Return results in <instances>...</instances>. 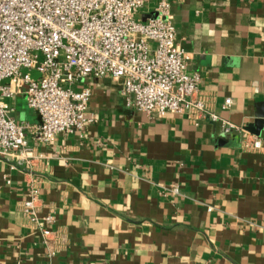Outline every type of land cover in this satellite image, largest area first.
<instances>
[{
  "label": "crops",
  "instance_id": "0c3cea01",
  "mask_svg": "<svg viewBox=\"0 0 264 264\" xmlns=\"http://www.w3.org/2000/svg\"><path fill=\"white\" fill-rule=\"evenodd\" d=\"M169 2L196 98L235 129L149 118L125 105L121 80L84 79L94 122L83 133L53 146L28 133V157L0 158V264H264V0ZM8 104L17 123L40 124L23 96ZM31 184L39 217L54 218L47 240L23 215Z\"/></svg>",
  "mask_w": 264,
  "mask_h": 264
},
{
  "label": "built area",
  "instance_id": "2783aa9c",
  "mask_svg": "<svg viewBox=\"0 0 264 264\" xmlns=\"http://www.w3.org/2000/svg\"><path fill=\"white\" fill-rule=\"evenodd\" d=\"M149 1L0 0V158L28 157V133L45 146L61 134L83 133L94 122L92 91L78 88L88 77L121 80L125 105L149 118L187 116L195 124L209 119L224 133L235 129L196 98L200 76L189 73L192 54L177 43L169 0H157L146 23L136 20ZM20 96L39 125L11 117L8 102ZM231 106L226 99L224 109ZM250 147L259 150L262 143L253 140ZM167 191L180 195L177 186ZM39 202L31 184L23 215L47 240L54 218L39 217Z\"/></svg>",
  "mask_w": 264,
  "mask_h": 264
},
{
  "label": "rangeland",
  "instance_id": "374dc122",
  "mask_svg": "<svg viewBox=\"0 0 264 264\" xmlns=\"http://www.w3.org/2000/svg\"><path fill=\"white\" fill-rule=\"evenodd\" d=\"M32 76H33V77H38L39 75H38L37 72H32Z\"/></svg>",
  "mask_w": 264,
  "mask_h": 264
}]
</instances>
